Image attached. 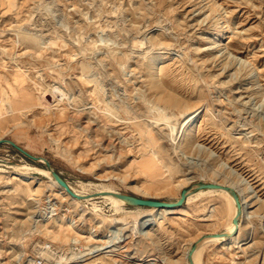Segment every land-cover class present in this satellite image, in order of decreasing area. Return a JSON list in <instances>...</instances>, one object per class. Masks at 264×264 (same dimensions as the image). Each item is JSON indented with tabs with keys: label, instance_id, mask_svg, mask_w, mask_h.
Instances as JSON below:
<instances>
[{
	"label": "rangeland",
	"instance_id": "1",
	"mask_svg": "<svg viewBox=\"0 0 264 264\" xmlns=\"http://www.w3.org/2000/svg\"><path fill=\"white\" fill-rule=\"evenodd\" d=\"M220 14L217 26L230 24L231 56L212 41L220 37L214 21ZM152 70L197 108L190 122L198 126L196 139L214 149L209 159L207 150H176L188 112L158 97ZM2 136L47 157L77 188L93 181L174 200L197 182L224 181L213 166H232L264 197V0H0ZM152 155L156 165L147 163ZM0 161L6 166L0 171V264H28L39 255L44 264H81L106 253L111 238L119 252L104 256L108 264L148 257L149 264H188L192 243L227 226L219 193L185 200L189 212L165 213L144 232L150 206L125 203L116 210L98 193L76 202L42 172L49 169L44 157L34 159L9 142L0 143ZM24 163L38 169L23 173L42 178L34 196L33 186L9 176ZM210 208L215 218L208 217ZM258 210L243 222L240 246L230 238L211 240L202 264H261L264 206ZM58 215L64 218L53 238L42 222ZM75 238L89 250L82 259L75 257ZM46 243L55 246L50 256Z\"/></svg>",
	"mask_w": 264,
	"mask_h": 264
},
{
	"label": "bare ground",
	"instance_id": "2",
	"mask_svg": "<svg viewBox=\"0 0 264 264\" xmlns=\"http://www.w3.org/2000/svg\"><path fill=\"white\" fill-rule=\"evenodd\" d=\"M212 8H214V6ZM221 17H222V14H220V16L214 18V21L216 22V26L220 24V18ZM229 27H230V24L227 22H226V24L223 23L220 28L217 26V28H219L221 30L220 37L218 36V38H214L212 40L213 43L215 44L214 47L219 45V48H217V50L222 51V54H224V55L226 54L227 56H231L233 53V51L229 47L227 41H225L228 37H230V35L227 34ZM221 37L224 38L223 39L224 42L220 41V40H222ZM152 57H153L152 54L148 55V60H152ZM159 58H160V56H157V58L152 61V63L154 64L153 67L155 65L159 64ZM151 77H152V81H153V87L157 90V94H158V97L160 99H163L167 105L180 107L181 108L180 111L182 113H184L186 111L188 112L183 119L184 121L182 120V123H181L183 125L182 129H181V135H180L181 138L179 139V141H177L176 150L182 149L183 151H186L188 148L197 149V152H200L202 150H204V151L207 150L209 154L206 157H208V159H209L210 155H213L214 149L212 150L210 147L205 145L203 142H200L198 139H196L195 132L198 130V126H196L195 124L190 122L192 120V118L196 115L195 113H196L197 108L191 109L189 107V105L186 103V101L180 95L171 91L170 88L168 89L166 85H165L166 86L165 87L163 85L164 83L162 84L157 79L154 70L151 71ZM112 112H113V110H112ZM160 151H162L161 148H155V152L159 153ZM147 163H151L153 165H156L157 160L155 159V156L152 155L149 158H147ZM225 163H227V162L224 160L221 162V164L223 166ZM15 168L18 169V171H13V172L9 173L10 178H21V179L25 180L28 184L33 186L32 187L33 188V196L37 194V191H41V188H42L41 186L43 184L42 178L41 177L37 178V177H35V175L23 173L26 169L36 170V169H38L37 166H35L33 164L31 165V164H25L24 163L23 165H21V164L16 165ZM5 169H6V166L4 167L2 165V162L0 161V171L5 170ZM212 171H213V174H215V175H218V174L224 175V179H223L224 181H218V180H213V181L220 182L223 184H229V185L235 187V189L239 192V194L241 196V200H242V212H241V216L239 219L238 230L233 235H231V236H213V235L208 234V233H214L216 231H210V232H207L203 235L202 239L199 241L197 248L195 249V251L193 252V255H192L193 261L195 262V264H202L203 263V261H204V260L202 261L203 250L205 248L206 243L207 242L209 243V241H211V240L222 241L224 239L230 238L229 242L233 246H240L242 244V240H243V237H242V235H243L242 234L243 222L244 221L252 222L254 216L256 214H258L259 207L264 206L263 195L259 192V190L255 187V185L248 178H246L245 176H242L239 173H236L234 175L233 172H236V171H235V169L232 168V166L230 169H226V170L223 168H220L219 166H213ZM42 172L45 175L50 177L52 184L55 187H57L59 192H61L63 195L71 197L76 202L82 203L84 200L89 201V200L93 199L95 196H97L96 194L98 192L99 196H102L104 198L111 200L112 204L115 205L116 210L122 209V207H124V204L126 203L125 199L111 193V191L118 190V189L114 188V186H112L108 183L93 182V181H82V183L80 184V185H82V188H77L74 185H72L71 183H69L71 185V188H73L75 191H77L80 194L86 195L83 198H79L77 196H74L65 186H63L62 184H60L58 182V180L52 175L50 167H49V169L43 168ZM212 193L222 194L226 199L227 210H228V214H227L228 215L227 216L228 221H227L226 230L231 232L236 226V223L234 222L233 217L237 212V204H236V200H235L233 194L229 190H227L225 188H212V187H206V188H200L197 190H191V191H189V193L187 195L186 203L189 200L191 201L192 198H196L197 196H200L202 194H212ZM31 197H32V195H31ZM94 204L96 206V203H94ZM254 204H258V206L251 208ZM149 208H150L149 214H147L145 216L144 221L142 220L143 221L142 222V228H143L144 232L148 231V229L145 226L146 224L153 223L155 221L157 222L165 213H172V212H186L187 213V212H189L188 209L185 207V204L180 205V206H150ZM207 213H209L208 217H214V218L216 217L214 208H210ZM261 215L264 217V212ZM63 218H64V216L58 215L57 217H55L53 219L42 222V224L44 225V228L46 229L47 232H49L51 237L56 238V237L60 236V233L58 232V229H56V228L58 227V224L61 223ZM68 220H69L68 221L69 224L73 225L72 219H68ZM73 226H75V225H73ZM262 228L264 230V222L262 223ZM254 229H255V225H254V223H252V225L248 228V233H247L249 236H251V239L254 238V236H255L254 235ZM105 241H108V240L106 239ZM101 245L103 247V243H101ZM104 245L107 248V249H105L106 253L101 254L99 256H96L90 260L83 261L81 264H96V263L108 264L107 261L105 260L104 256L107 254L118 253L119 247H117L115 245V243L113 242V238H111ZM45 246H46V244H43V248ZM84 247H85V245H84ZM190 247L186 250V255L188 258V264H191V261L188 257V250L190 249ZM96 248L98 249V247H96ZM44 251H45V253H49V256H50V254L51 255L53 254L52 250H47V248H44ZM75 255H77V254H75ZM150 258H152V257L145 258V260L143 262H139L138 264H149L148 262H146V260H149ZM33 263L34 264L36 263V259H34V257L29 258L28 264H33ZM77 264H79V263H77ZM261 264H264V255H263Z\"/></svg>",
	"mask_w": 264,
	"mask_h": 264
},
{
	"label": "water",
	"instance_id": "3",
	"mask_svg": "<svg viewBox=\"0 0 264 264\" xmlns=\"http://www.w3.org/2000/svg\"><path fill=\"white\" fill-rule=\"evenodd\" d=\"M2 142L11 143L13 146L18 148L21 152L25 153L26 155H28L34 159H39L40 157H44L46 164L48 165V167L51 168L52 175L58 180V182L60 184L65 186L74 196H77L79 198H83L86 196L85 194H80L77 191H75L73 188H71V185L69 184V182L64 178V176L58 170H56L52 166L51 162L49 161V159H47V157L42 156V155H37V154L30 152L28 149H26L24 146H22L21 144H19L18 142H16L14 139H12L10 137H6V136L0 137V143H2ZM206 187L225 188V189L229 190L233 194V196L236 200V204H237V212L233 217V220L236 223L235 228L231 232H229L228 230L225 229V230L216 231L214 233H208V234L213 235V236H231V235H233L238 230V227H239V219H240L241 212H242V200H241V196H240L239 192L235 189V187H233L229 184H223V183L216 182V181H200V182H197L196 185L191 187V188H188V187L182 188L180 196L174 200L145 197V196H140V195H136V194H132V193L123 192L120 190H114V191H111V193L125 199L127 204L146 205V206H180V205L184 204L185 200L187 199V195H188L189 191L197 190L200 188H206ZM201 239H202V237L199 238L197 241H195L191 245L190 249L188 250V257L191 261V264H195V262L193 261L192 255H193V252L195 251V249L197 248V245Z\"/></svg>",
	"mask_w": 264,
	"mask_h": 264
},
{
	"label": "built area",
	"instance_id": "4",
	"mask_svg": "<svg viewBox=\"0 0 264 264\" xmlns=\"http://www.w3.org/2000/svg\"><path fill=\"white\" fill-rule=\"evenodd\" d=\"M49 211L52 212L51 210H49ZM50 212H48V213H50ZM46 213H47V210L44 211V215ZM56 213H57V211H54L52 214H56ZM34 215H35V213H34ZM72 245H73V247H75L73 249L77 254L75 256L77 259H82V257H84L89 252V250L81 248V239L75 238L72 242ZM44 248H47L49 250H53V248H55V246L51 243H46V246ZM55 252L57 253L58 250H55ZM44 261H45L44 255H39L36 257V264H44ZM77 261H79V260H77Z\"/></svg>",
	"mask_w": 264,
	"mask_h": 264
}]
</instances>
